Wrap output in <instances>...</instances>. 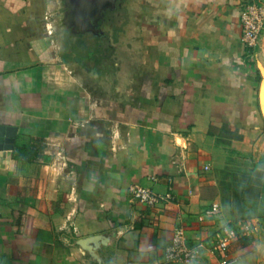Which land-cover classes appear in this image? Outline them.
I'll use <instances>...</instances> for the list:
<instances>
[{"label": "crops", "instance_id": "crops-1", "mask_svg": "<svg viewBox=\"0 0 264 264\" xmlns=\"http://www.w3.org/2000/svg\"><path fill=\"white\" fill-rule=\"evenodd\" d=\"M247 1L142 0L134 55L111 74L64 50L49 0H0V264H169L176 227L194 246L235 223L218 163L264 127ZM133 185L173 201L149 208ZM99 235L92 253L78 244ZM240 243L233 264H256Z\"/></svg>", "mask_w": 264, "mask_h": 264}, {"label": "rangeland", "instance_id": "rangeland-1", "mask_svg": "<svg viewBox=\"0 0 264 264\" xmlns=\"http://www.w3.org/2000/svg\"><path fill=\"white\" fill-rule=\"evenodd\" d=\"M242 137L240 143L224 147L215 177L218 201L222 200L231 220L252 224L239 245L245 254L256 255V264H264V127Z\"/></svg>", "mask_w": 264, "mask_h": 264}, {"label": "built area", "instance_id": "built-area-1", "mask_svg": "<svg viewBox=\"0 0 264 264\" xmlns=\"http://www.w3.org/2000/svg\"><path fill=\"white\" fill-rule=\"evenodd\" d=\"M240 22L242 43L248 49L255 48L264 37V3L257 0H248L244 3ZM130 190L135 199L149 208H155L160 204L173 201L170 193L159 194L147 187L133 185ZM221 214L222 208L218 202L212 203L206 212L208 216H221ZM252 227L251 223L224 222L215 232L211 242L199 241L192 246L188 241L185 227L178 226L174 230L171 244L165 250V262L169 264L196 263L206 252L215 256L219 264H233L236 257L231 253L232 246L242 242L250 234Z\"/></svg>", "mask_w": 264, "mask_h": 264}, {"label": "flooded vegetation", "instance_id": "flooded-vegetation-1", "mask_svg": "<svg viewBox=\"0 0 264 264\" xmlns=\"http://www.w3.org/2000/svg\"><path fill=\"white\" fill-rule=\"evenodd\" d=\"M107 10L103 19L99 20L95 33L72 34L63 31L58 25L59 10L51 11L53 20V33L62 40L64 50L71 56H80L87 65L97 64L100 69H110L114 74L115 68L125 63L134 55L138 43L136 28L128 27L126 8L119 6ZM130 30V32H128Z\"/></svg>", "mask_w": 264, "mask_h": 264}, {"label": "water", "instance_id": "water-1", "mask_svg": "<svg viewBox=\"0 0 264 264\" xmlns=\"http://www.w3.org/2000/svg\"><path fill=\"white\" fill-rule=\"evenodd\" d=\"M118 1L121 2L119 6L127 10L128 27L137 29L142 16V0H49V10H59L58 25L64 32L68 31L74 35L95 33L99 20L103 19L104 21L105 12L115 9ZM263 89L264 81L260 92V103L264 113ZM101 239L102 236L100 235L84 238L79 240L78 244L92 253Z\"/></svg>", "mask_w": 264, "mask_h": 264}, {"label": "trees", "instance_id": "trees-1", "mask_svg": "<svg viewBox=\"0 0 264 264\" xmlns=\"http://www.w3.org/2000/svg\"><path fill=\"white\" fill-rule=\"evenodd\" d=\"M232 223H234V222H232ZM238 223H240V222H235L234 224H238ZM240 224H242V223H240ZM245 238H246V237H245ZM245 238H244V239H245Z\"/></svg>", "mask_w": 264, "mask_h": 264}]
</instances>
